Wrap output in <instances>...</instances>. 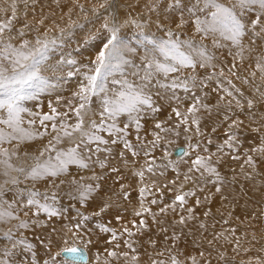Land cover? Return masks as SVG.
Returning a JSON list of instances; mask_svg holds the SVG:
<instances>
[{"label":"snow or ice","instance_id":"obj_1","mask_svg":"<svg viewBox=\"0 0 264 264\" xmlns=\"http://www.w3.org/2000/svg\"><path fill=\"white\" fill-rule=\"evenodd\" d=\"M23 2L27 8V0ZM144 6L149 12L163 8L176 27L168 28L163 39H149L148 35H144L143 39L138 40V44L145 49L143 55L139 54L138 47L122 39V30L126 26H135L138 32L143 33L144 23L130 17L122 19L116 11L115 0H73V7L66 14L64 26L53 24L43 31L27 23L22 28L16 27L17 0H11L8 9H0V12L9 13L0 18V178H3L0 181V222L15 219L18 228H28L30 218L22 220L16 214L18 208L25 207L29 211L35 209L33 215L37 217L45 213L48 218H63L67 209L56 206L59 200L57 192L61 185L69 186L72 200L89 204L104 191L105 179L109 174L119 179L121 169L127 168L135 169L133 175L140 185V208L134 215L140 218V227L145 228L147 225L143 215L152 212L151 207L145 206V200L153 195L152 188L161 194L162 188L168 191L175 188L172 204L159 208V212L165 213L169 207L175 211L176 206L185 207L188 197H195L196 189L203 190L201 184L215 185L216 181L222 179L218 166L224 155H229L235 161L241 159L239 154L224 153L223 149L227 147L236 152L239 144L234 129L239 128L243 121L232 119L233 107L244 113L254 109V100L249 99L241 104L237 95L243 98V92L233 84L232 79L225 76L223 69L216 73L213 64L215 53L211 49H228L231 55L230 49L235 46L240 50L238 54H242L245 39H264V0H165L164 5H160L159 0H147ZM76 9L84 14V20L101 22L100 28L96 30L101 35L92 33L85 38L99 40L92 45L95 49L92 59L83 64L76 59L61 56L53 62L51 57L55 52L62 50L77 35L78 30L85 28L79 19H72ZM60 19L64 20V16ZM39 24L43 25L44 20L41 19ZM185 32L192 35L185 38ZM29 33L34 34L30 36ZM209 41L211 48L207 43ZM64 66H68L67 71ZM208 67H212V75L216 77L215 91L222 93L218 95L216 105L222 117L220 124L231 121L224 129L227 138L217 146L216 152H210L207 147L201 148V140L205 138L201 130V110L211 114L212 109L203 102L204 97L194 95L197 89L205 88L206 84L190 71L195 68L207 70ZM235 67L236 64L232 63L229 68L233 77L236 76L232 71ZM255 67L264 81V57L257 60ZM49 71L54 75L68 77L79 75L82 79L72 99L67 102L66 111L61 112L53 107L50 113H29L22 102L34 98L32 92L47 84L44 73ZM250 75L255 78L256 72ZM248 82L245 78L244 83ZM180 90L191 96V103L183 112L179 108L182 101L178 95ZM256 91L264 99V92L260 91L259 86ZM164 99L177 104L172 112L179 121L174 127L156 121L152 139L149 140L146 135H142L146 118L149 114L154 116L161 111L162 105L159 102ZM221 101L223 112L219 111ZM25 113L37 117L39 126H36L37 119L25 121ZM250 115L255 116L256 113L253 111ZM181 126L188 141L194 137L200 138L189 143L180 153L181 160L187 164L184 172L179 171V164L168 159L170 153L163 147L165 136L173 132L180 135L176 129ZM211 131L217 132V127ZM45 137L50 138L38 153L18 154L20 145ZM211 143L212 140L207 139V144ZM158 150L161 152L160 157L154 155ZM251 152L264 157V140L253 147ZM217 153L221 155L217 157ZM141 159L143 163H139ZM261 163L264 160L247 155L240 166L255 168ZM97 167L102 170L100 173H97ZM169 168L175 176L167 184H157L156 179H152L151 186L146 183L149 176L164 177ZM84 170L91 171V176H80ZM37 182H45L56 191L41 192L36 187ZM188 184L192 185V189L185 191ZM120 189L119 192L110 189L108 200H101L98 211L92 215L99 217L106 213L112 207L113 196L128 200V189L122 183ZM216 191L219 192L220 187H216ZM148 203L156 205L158 200L152 198ZM199 203L197 198L196 204ZM187 211L191 213L193 209L188 208ZM77 215L80 220L67 230L53 228V232L60 234L63 246L54 255L49 251V258L44 264H58V259L59 264H84L88 259L86 248L93 241L84 240V235L92 234L86 224L90 216L79 211ZM115 219L120 220L121 217L117 215ZM131 223L135 225L136 221ZM179 223H185L184 216L179 217ZM33 224L39 226L37 221H33ZM96 228L110 234L107 243L113 244L118 240L117 231L108 224L98 223ZM124 233L133 235L128 227L123 228L121 235ZM2 235L12 243L11 249H4L0 264H15L11 257L18 245H26L28 249L33 247L26 238L15 239L11 229ZM124 244L127 250H122L119 242L113 244L111 249L103 250L106 254L105 264H111L109 258H123L125 264H139L137 249L127 241ZM191 259L192 264H196V258ZM152 264L164 262L154 260ZM171 264L179 262L173 257Z\"/></svg>","mask_w":264,"mask_h":264},{"label":"bare ground","instance_id":"obj_2","mask_svg":"<svg viewBox=\"0 0 264 264\" xmlns=\"http://www.w3.org/2000/svg\"><path fill=\"white\" fill-rule=\"evenodd\" d=\"M115 2L117 4L116 0H115ZM10 5H11V0H0V9H8L10 7ZM51 10H52V8L50 7V11L48 12V0H27V8H25L23 0H17V20H18V22L16 23V27L22 28L23 24L27 23L30 25V27L39 28L41 30V25L39 24V21L41 19H43L44 24L45 23L50 24L49 15L51 13ZM69 10H70V8L64 7L62 13H68ZM55 14L56 15L53 14L55 16L54 17L55 20H54L53 24H64V20L60 19L62 15L61 14L59 15L58 13H55ZM7 15H9L8 12H0V18L6 17ZM65 16H67V15H65ZM72 16H76V13L73 12ZM128 17L133 18V16H128ZM134 19L137 20V18H134ZM50 26H52V25H50ZM150 30H151V28H150ZM129 32H131V31H129ZM146 32H148V31L146 30ZM149 32L152 33V31H149ZM33 34L34 33H29L30 36ZM129 34L131 35V33H129ZM129 34L127 33L128 36H130ZM137 34H140V33H137ZM145 34L149 35L152 39H163L162 37H159L157 34H154V33L153 34H148V33L141 34L142 39H143V36ZM126 37L127 36L125 35V38H123V39H126ZM136 37H138V35ZM126 40L130 44H132L133 46H136L139 48L138 41L135 40L134 41L135 44H134L133 38L128 37V39H126ZM247 42L248 41H244L243 45L246 46ZM263 42H264V39H263ZM140 46L143 48V45H140ZM249 47H255V48L251 49ZM258 49H261V50H258ZM262 49H264V48H262V47L260 48L259 45L247 46V47H244L242 54H238L240 52V50L238 48H236L235 46H232V48L230 49L231 53H232L231 55H229V52L226 53L227 51L225 52L224 50H217L215 53L214 60H213V64L216 66L215 71H216V73H219V71L221 69H223L225 76L232 79L233 84L237 88H239L241 90V92L252 97L253 92H254V90H253L254 85L252 84V82H254L253 80H255V79L252 78L253 80H249L251 82H248V83H244V81H242V77H241L242 72L245 73L246 70L243 71V70H241V68H245V67H247V65L242 64L241 61L242 62H253V61H257L261 57H264V50H262ZM255 50H256V53L260 52L261 55L259 56V55L255 54L254 53ZM144 51H145V49H144ZM143 53H144L143 51L142 52H141V50L139 51L140 55H143ZM219 56L224 58L225 63H227L228 65H225V66H222L220 64L217 65L215 63V58L219 57ZM233 57H235V60H233ZM253 59H255V60H253ZM232 63L236 64V67L234 69H232V71H234L236 73L235 77L231 76V72L229 71V68H231ZM190 71L193 74H195V76L197 77L198 80L204 81V83L206 84L205 88L197 89L194 92V95H195V93H198V94L200 93L203 97V95L205 96V94H207V98L204 99L203 102L208 104L212 109L211 114H208L204 110H201V116H202L201 130L205 131L208 129H212L213 127H217V128L221 127L223 125V124H220V120L222 119V117L218 114L216 105H217L218 95H220L222 93L218 94L215 91V89L217 88V85L215 83L216 77L212 75V73H213L212 67H208L207 70H205L204 68H195V69H190ZM240 73H241V75H239ZM64 76L65 75H61V74H55V75L53 74L52 75L50 73L49 76L47 77V81H48L47 84H44L45 87L44 88L40 87V88L34 90L32 92V95L34 98L24 100L22 102L23 107L28 109L29 113L36 114L42 108L46 107L47 103L45 102V100H47L51 97H55L58 100L57 101L52 100L51 105H54L55 102L56 103L60 102L62 97H66V94L68 93V91L70 92V90L75 89V88H72V87H74L72 80L73 79L80 80L79 79L80 76L77 75V76H74V78H70L67 80L62 79L61 81H57V79L63 78ZM221 79H223V78H221ZM52 83L55 84V86L53 87L54 89H52V85H53ZM56 83L61 84L62 88H58ZM225 84H226V81H225ZM69 85H71L72 87L70 88ZM46 88H48V89H46ZM73 93H74V91H73ZM255 94H259V93H255ZM68 95H70V94H68ZM178 95H180L182 97V101H181L179 108H180V111L183 112L185 110V108L187 107V105L191 103V96L184 93L182 90H180L178 92ZM237 99H240L241 104L245 103L244 102L245 101L244 95H243V98H241L237 95ZM166 101L169 103V105L165 104ZM159 103L162 105L161 111L159 113L155 114L153 117H155V118L159 117V119H160V117H162V119H160L158 121L164 122V126L174 127L177 123L174 124L173 120L174 119L177 120V117L172 112V108L177 107V104L174 101H169L167 99L161 100ZM254 104L256 105V102H254ZM254 108H256V107H254ZM66 110H67V107H66ZM219 111L223 112V101L220 102ZM232 111L234 113V115L232 116V119H236L235 116H237L238 114L240 115V113H241V111L236 109L235 107H233ZM48 112H51V110L48 109ZM29 113L24 114L25 121H27L29 119H37L38 120L37 117H35L34 115H30ZM150 115L151 114H149V116ZM149 116L147 118H151ZM149 120L152 122L151 119H147V121H149ZM151 122H149V123H151ZM155 122H153V123H155ZM226 123L227 124L231 123V121H228ZM227 124H225V125H227ZM151 127H153V126L151 125ZM146 128H148V125L146 126ZM243 128H245V127H243ZM243 128L241 127V129H243ZM176 131H178L180 133V135L186 136L185 133L183 132V126H181V128H178V130H176ZM251 133H253V132H251ZM248 134H250V132ZM142 135H143V131H142ZM161 135H164V134L162 133ZM180 135H178V136L177 135H169V134L166 135L164 144L168 145V144H172V143L182 142V140H184V139ZM149 137L152 138V136H149L147 134L146 138L150 140ZM49 138L50 137H45L42 139H37L35 141L26 142L25 144L20 145V147L17 149L18 154L19 155L21 154V156H22L23 153H25V152L38 153V151L47 143V140ZM251 138H254V137H251ZM251 138H249V139H251ZM255 140H256V138H255ZM242 143H244V141ZM241 145H243V144H241ZM5 146L10 147V148L13 147V145H5ZM247 146H249V145H247ZM255 146H257V145H255ZM250 147H252V146H250ZM202 148H204V147H202ZM172 149H173V147L171 148V156L175 157V158H179L180 155L179 156H173L172 155ZM244 149H246V147L242 148L241 150H244ZM197 151H199V150H197ZM238 151H240V150H238ZM223 152L226 153L225 151H223ZM228 152H230V151H228ZM154 155H156L157 157H160L161 152L158 150L156 153H154ZM245 158H246V156H242L239 161H235V160L230 159L229 155H226V156L224 155L223 160L221 162L222 164H220L218 166V170L220 171L222 179L220 181H216L215 185H213L212 183L202 184L200 186L201 188H203L202 191L197 189V190H199V192H198L199 198H202L204 200L206 199L207 202H209V199H210L211 202L209 203V205H212V206L215 205L219 208V210H221L222 214L217 216V218L213 217L214 216L213 214L212 215H205V213L198 212L199 209L196 212H195V210H193L192 212L194 214H191L192 212L190 213L187 211L188 205L185 206L183 209H180V207L176 206L175 209L178 210V212H174L172 210V208L169 207L165 213H160L159 208L166 207V206H169L172 204V202L174 200V195H175V188L173 189V191L167 192L166 201H163L161 193L155 192V188H152L153 195L148 196L147 200H145V206L151 207V209H152L151 214L145 213L143 215V219L146 221V225H147V227H145V228L140 227V225H139V219L140 218L136 217L134 215V212L138 211L140 208V204H139L140 197H139V193H138V188L140 185L137 182V178L133 175V172L135 171V169L122 168L119 179H117V177L115 175L109 174L105 179L104 191L101 192L100 195L96 197V200L89 203V204H82L80 208H79V206H78V208L76 207V209H79L81 212L84 211L86 213V215L90 216V220L87 221L86 224H87V227L92 231V234L91 235L85 234L84 237L95 242L96 249L99 251V259L100 260L103 258V260L105 261L106 256L104 257V254H105L104 251H100V249H98L96 240L98 238L99 239L105 238L106 239V241L104 242V244H106L105 248H107L108 245L113 247V244L119 242L121 245V249L127 250L124 242L127 241L128 243H132L133 246H135L139 251L138 252L139 253V264H152V262L154 260L157 262L163 261L164 264H167L169 262V260L163 257V255L161 254V251H170L171 250L176 255L180 252V249H181L182 245L185 244L186 240L191 241V242H193V241H198V242L200 241L201 242L203 240V241H206V244L208 243L209 246L213 245L212 243H222L226 240H229V238L226 235H222L224 232H222V230H219L215 225L213 228L208 227L207 225L210 223L216 224L218 222H221L222 219H224V222H227V223H226V225L223 226V229H226V230L231 229L230 228L231 226H233L232 228L234 229L236 226L241 225V226L246 228V230L245 229L244 230L247 231V233H249L250 231H253L251 226H254L258 223L260 226H264V217H262V214L264 213V208L252 207L249 200H248L249 197L255 196V197L259 198V203L264 205V179L259 178V176H264V166H261V164H260V165H257L255 168H251V167L245 165V167L247 169H244V167H241L240 165L243 164V161ZM254 158H256V157L254 156ZM128 159L131 160V157L129 156ZM29 162H31V161H29ZM182 162H183V160H182ZM113 163H116V162L114 161ZM139 163H143V160L141 159L139 161ZM183 164L184 163H180V166L182 165L181 166L182 169L187 167L186 164L185 165H183ZM247 170L251 171L250 172L251 174ZM73 171H75L74 168H73ZM96 171H97V173H100L102 170L97 167ZM104 171H106V170H104ZM91 174L92 173L89 170H84V171L80 172V176H83L85 178L91 176ZM152 179H156L157 184H161V185L167 184L168 181L170 180L169 177H151V176H149L146 179V183H148L150 186H151ZM87 182L94 183L92 181H87ZM37 183L38 184H45V182H37ZM57 183H59V181H57ZM121 183L124 185L125 188L128 189V191L130 193L129 199L125 201V200L117 199L115 196H113L112 201H111L112 207L107 211L108 213H102L101 216H99V217L92 215L94 212L98 211V207L100 205L101 200H108V196L110 195V192H109L110 189L113 191H116V192L121 191V189H120ZM169 187H172V186L169 185ZM185 187H189V189H192L191 184H188ZM216 187H220L219 192L222 194L223 199L219 198L217 200V199H213V197L212 198L209 197L210 193H213V194L219 193L216 191ZM51 189H53V188H51ZM60 189L62 191H64L66 193V195L60 196L61 198H59L58 201H59L60 205H62L63 207H67L66 204L68 205V203H70V198H71L69 195L70 188L66 184L65 186H60ZM162 189H164V188H162ZM165 190H167V189H165ZM39 191H40V189H39ZM44 191L45 190L42 189L41 192H44ZM164 193H166V192H164ZM93 195H95V193ZM58 197H59V194H58ZM152 198H156L158 200V203L156 205H151L148 203V200H150ZM221 200H223V201H221ZM64 203H66V204H64ZM77 205H80V203L77 202ZM194 206L198 207L197 204H194ZM90 207H91V209H89ZM114 209L116 211V214L112 213V211ZM203 209H204L203 211H205V207ZM18 210H21V211H24L25 213H27V216H23V214H25V213H18L17 215H19L20 219L24 220L29 216V218H30L29 222L31 220L37 221L39 223V226L33 225L31 227V231L27 228L21 229L24 232H19V230L16 229L17 228L16 224H15V226L12 225L10 227L11 230L13 231L14 237L17 236L19 233H21V234L25 235L27 237V241H31V244L33 245V247L31 249H28L26 245H18L17 248L14 249L15 254H14V256L11 257V259L15 262V264H44V261L48 260V258H49V251H50V249L52 250L51 247H53V245H58V243L62 242L61 236L57 232L52 231L53 228L58 229V230L61 229V225L58 222L60 217L48 218L46 216L45 218H42L43 213H41V215L39 214V216L37 217V216L33 215V212L29 211L27 207H25L23 209L18 208ZM249 211L251 212V214L249 213ZM18 212H20V211H18ZM196 214H197V216L195 217ZM117 215H119L121 217L120 220L115 219V217ZM226 215H228L229 217L228 216L227 217L230 219H226L224 217ZM69 216H73V214L69 213ZM180 216L185 217V223L184 224L179 223V217ZM190 216L192 217L191 219H189ZM230 216H234L235 219H232ZM153 217H155V218H153ZM66 220L68 222V228L72 227V224L75 223L74 221H72L70 219V217H67ZM133 220L136 221L135 225H133L131 223V221H133ZM9 221L17 222L15 219H12ZM76 221H78V220H76ZM231 221H234L233 223H235V224L233 225ZM251 221L253 222V224H251ZM98 223H106L109 226L114 227L117 231L118 240L114 241L113 244H109V243H107V241L110 239V234L107 235L105 233L93 232V229H96V225ZM201 225H203V227H201ZM7 227H9V223H7V221L6 222H0V258H2V255H3L5 248L11 249V243L12 242L7 240L6 238L3 239L4 236L1 233V231L4 233ZM124 227H128L132 232H134V235H131V236L128 235L127 238L125 237V235H127V233H124L121 235ZM165 229H166V231H165ZM254 231H255V229H254ZM182 232H183V234H182ZM227 232H229V230ZM34 235L37 236L38 238H40L41 240L34 239ZM214 237H215V239H214ZM136 238H137V240H136ZM18 239H20V238H18ZM47 239H48V241H51V244H49ZM209 241H212V243L210 244ZM232 241L235 242L234 239ZM137 245H138V247H137ZM242 245H243V243H242ZM110 246H109V248L111 249ZM213 246H215V248L219 249V247H221V244L219 246H217L216 244ZM23 247H24L25 252L21 253V250L23 249ZM86 254H89V253L86 252ZM171 255H173V254H171ZM109 259L111 260V264L114 261H117L121 264H125V261L123 260V258H121L120 260H116L114 258H109ZM207 259H209V258H207ZM87 260L84 263H86ZM100 260H98V262ZM210 262H212V261H210Z\"/></svg>","mask_w":264,"mask_h":264},{"label":"rangeland","instance_id":"obj_3","mask_svg":"<svg viewBox=\"0 0 264 264\" xmlns=\"http://www.w3.org/2000/svg\"><path fill=\"white\" fill-rule=\"evenodd\" d=\"M116 1H117L116 11H117L118 15L122 19L125 18V17H128V16H133V18H137L138 22H142V23H144V25L146 24L145 27H144L143 33L138 32L137 29L135 28V26H126L122 30L123 31L122 39L125 38V35H126L127 36L126 39H128V37L129 38H133L134 39L133 43L135 44L134 41L135 40L138 41V40L142 39L141 38V34H144V33H148V34H153L154 33V34H157L159 37L164 38V35H166V32H167L168 28H175L176 27L175 24L171 23V21L169 20L168 16L165 14V11L163 10V8L158 9L156 12H149L147 10V8H145V6H144L145 3L147 2V0H116ZM82 2H84V0H82ZM92 2H96V0H92ZM159 3H160V5H164L165 0H162V1L159 0ZM50 7L52 8L51 13L49 15L50 24L45 23V24L41 25V31H43L45 27H51L50 25H53V22L55 20L54 19V17H55L54 15H56L55 13H58L59 15L61 14L62 16H64L65 17L64 18V22H65L67 20V16H65L67 13H62L63 9H64V7L72 9L73 0H48V12L50 11ZM74 13H76V16H72V19H74V20L75 19H79L82 23L85 24V28L83 30H78L77 35H75L70 40V42L64 46V48L62 50H57L55 52L54 56L51 57L53 62L56 59L60 58L61 56H67L69 58L76 59L78 61V63H83V64H87L88 61L90 59H92V54L95 52V49L92 47V45L98 43L99 40H97V39H87L86 40L85 38L89 34H92V33H95L96 36H100L101 34L99 32H97L96 30L100 28V23L101 22L100 21H96V20H93L92 22L84 20V14L83 13H79L78 9L74 10ZM89 15H90V13H89ZM60 25L64 26V24H60ZM150 28H151V30H150ZM146 30L148 32H146ZM129 31H131V32H129ZM149 31H152V33H150ZM127 33L128 34L131 33V35L129 34L130 36H128ZM137 33H140V34H137ZM136 34L138 35V37H136L137 36ZM188 35H192V33H190V32H185L184 33V37L185 38ZM149 39H152V38L149 36ZM244 41H248L246 43V46H244V47L259 45L260 48L261 47L264 48V42H263L262 38L251 37L250 39H245ZM207 43H208L209 48H211L210 41L207 42ZM138 45H139V50H141V52L142 51L144 52V48H142L140 46V44H138ZM249 48L253 49L255 47H249ZM211 50L214 53H216V51H217V49H214V48H212ZM221 50H224L225 52L227 51L226 53L229 52L228 49H221ZM256 50L254 51V53L260 56L261 55L260 52L256 53ZM258 50H261V49H258ZM262 50H264V49H262ZM253 60H255V59H253ZM256 62L257 61H253V62H242L241 61V63L244 64V65H247V67L241 68V70H243V71L246 70V71H245V73L242 72V75H241V73L239 74L242 77V81H244L245 78L248 79V81H249V80H253L252 79L253 77L249 73L256 72V76L254 78L255 80H253L254 82H252V84L254 85L253 86V90H254L253 96L254 97L253 96L252 97L248 96L245 93H243L244 94V99H245L244 102H246V100L252 99V100H254V102H256V105H255L256 108H254V109H252L250 111L246 110L244 113H240V115L238 114L237 116H235L236 119L238 118L239 120L243 121V124H242L243 126L241 125L239 128L234 129V131L236 132V135L238 137V140H239V144H238V146H236V149H238L240 151L236 150V152H233L231 149H228L227 147H225L223 151H225L226 153H230L231 155L239 154V155H241L240 157L247 156L249 154V155L255 156L258 159L264 160V157H258V155L256 153L251 152V149L253 147H256L255 145H257V146L260 145L261 141L264 140V99H262L260 97V93L256 91V87L259 86L260 91L264 92V81L261 80V75L262 74L255 67ZM215 63L217 65L220 64L222 66L228 65L227 63H225L224 58H222L220 56L215 58ZM64 67H65V71H67L68 70V66H64ZM50 73H51L50 71L44 73L46 78L49 76ZM70 78H74V76L68 77V76L65 75L63 78L57 79V81H61L62 79L63 80H67V79H70ZM79 79L80 80H77V79H73L72 80L74 87H72L71 85H69V86H70V88L72 87V88H75V89L74 90L73 89L70 90V92L68 91V93L66 94V97H62L61 101L59 100L60 102H58V103L55 102L54 105H51L52 100L53 101H57L58 100L55 97H51V98L45 100V102L47 103L46 107L42 108L36 114H41L42 115L44 113H50V112H48V109L51 110V108H53V107L56 108L58 111H61V112L66 111L67 101H70L72 99L73 91L75 92L77 90L78 84L81 81L82 77L80 76ZM249 82H251V81H249ZM52 84H51L52 85V89H54L53 87L55 86V84L54 83H52ZM44 87H45V85H43V87H41V88H44ZM57 87L58 88H62V85L61 84H57ZM46 89H48V88H46ZM255 93H259V94H255ZM68 94H70V95H68ZM195 95L202 97V95L200 93L199 94L195 93ZM203 97H204V99H206L207 98V94H205V96L203 95ZM165 104L169 105V103L167 101H166ZM253 111L256 113L255 116H251L250 115V113L253 112ZM149 117H151V118H147V119H151L152 122L150 120L147 121V123L145 125V130H143V135H146V136H147V134L149 136H152L151 135L152 134L151 131H153V127H151V125L153 126V124H154L153 122L162 119V117H160V119H159V117L155 118V117H153V115H150ZM173 121H174V124H176V123H178L179 118H177V120L174 119ZM149 122H151V123H149ZM225 124H227V123H225ZM225 124H223L221 127H218L217 128V132H215V133H213L211 131L212 129H208V130L203 131L205 133V138L201 140V148L202 147H207L210 152H214V151L216 152L217 146L222 144L223 140L227 138L226 135H224L225 133H223L224 129L227 127V125H225ZM147 125H148V128H146ZM36 126H39V119L37 120V125ZM241 127L242 128L245 127V128L241 129ZM176 130H178V129H176ZM246 131L248 133L250 132V134H248ZM251 132H253V133H251ZM168 134L169 135H176L175 132L168 133ZM180 136L183 137V139H184V140H182V142H180V143H172V144H168V145L167 144L166 145L163 144V147L167 150L168 153H170V156L168 157V159H171V160L175 161L177 164H179V171L180 172H184V171H186L187 167H185L184 169L181 168L182 165L180 166V163H184V162H182L180 157L179 158H175V157L171 156V148L172 147L174 148L176 146L187 147L189 143H194L197 139H200V138L194 137L192 141H188L186 139V136H183V135H180ZM251 137H254V138H251ZM149 138L152 139L151 137H149ZM249 138H251V139H249ZM255 138H256V140H255ZM207 139H211L212 140V143L210 145L207 144ZM243 141H244V143H242ZM241 144H243V145H241ZM247 145H249V146H247ZM250 146H252V147H250ZM244 147H246V149H244L245 151L241 150ZM228 151H230V152H228ZM31 153H34V152H31ZM220 155H221V153H217V157L220 156ZM20 156H21V154H20ZM183 159L187 160V157H184ZM214 159H216V157H214ZM183 165H185V163ZM258 165H260V164H258ZM261 166H264V163H261ZM244 169H247V168L244 166ZM247 171L249 173L251 172L249 170H247ZM174 176H175V173L173 172L172 169L169 168L167 173H165L164 177H169L170 180H171V179L174 178ZM259 178L260 179H264V176H259ZM2 179L3 178H0V181H2ZM65 185L66 184L61 185V186H65ZM36 187L38 189H40V191H42V189H44L45 191L47 190L49 192L56 191V189H51V186L46 184V183L45 184H38L37 183ZM164 190L165 189H161L162 193L164 194V195L162 194V198H163V201H166V195H167L168 190H165V191ZM184 190L187 191V190H190V189H189V187H185ZM195 191H196L195 197H188L187 198V203H186L185 206L188 205V208H192L193 210H195V212L199 209L198 212L207 213V215H212L213 214L214 215L213 217H216V218H217V216L222 214L221 210H219V208L217 206L209 205V203L211 202L210 199H209V202H207L206 199L204 200L202 198H199L198 197L199 190L196 189ZM164 192H166V193H164ZM58 194H59V198H61L60 196H65L66 195V193L64 191H62L61 189H59V191L57 192V195ZM209 197H211V198L213 197V199H217V200L219 198L223 199V196H222V194L220 192L218 194L210 193ZM197 198L199 199L200 203L198 204V207H195L194 204H196V199ZM248 200H249V202H250L252 207L264 208V205L259 203V198L255 197V196H251V197H249ZM221 201H223V200H221ZM201 202L202 203L204 202V203L202 204ZM64 204H66V203H64ZM81 205L82 204L77 205L76 200H72L71 198H70V203H68V205L66 204L67 207H63L62 205H60L59 201L57 202V205H56L57 207H63L65 209H67L64 217L60 218L59 221H58L60 223V225H61V228L67 230V228H68V222L66 220L67 217H70V219L72 221H74V222H77L76 220L80 219V216L77 215V211H79V212H81V211L79 209H76V207L78 208V206H79V208H80ZM204 207H205V211H203ZM89 209H91V207ZM180 209H183V208H180ZM18 211H20V212H18ZM34 211H35V209H32V212H34ZM174 212H178V210L175 209ZM18 213H25V212L21 211V210H17L16 214H18ZM69 213H72L73 216H69ZM81 213L86 215V213L84 211L81 212ZM106 213H108V212H106ZM112 213L116 214L115 209L112 211ZM249 213L251 214L250 211H249ZM191 214H194V213L192 212ZM40 215H41V213H40ZM23 216H25V214H23ZM46 216L47 215L45 213H43V217L42 218H45ZM196 216H197V214L195 215V217ZM227 216L228 215H226L224 217L226 219H230V218H228L229 216L228 217ZM230 217L232 219H235L234 216H230ZM262 217H264V213L262 214ZM26 219H29V216ZM231 222H232L233 225L235 224V223H233L234 221H231ZM7 223H9V227L6 228L5 232L8 231L9 229H11L10 227L12 225L15 226V224H16V227H17L16 229H18L19 232H24L20 228H18V222L7 221ZM226 223L227 222H224V219H222L221 222H218L216 224L215 223L214 224L210 223V224L207 225L208 227H211V228H213L214 225H215L219 230H222V232H224L222 235H226L229 238V240H226V241H224L222 243H212L213 245L216 244L217 246H219L221 244V247H219V249L215 248V246H213V245L209 246V244L208 243L206 244V241H203V240L201 242L200 241L199 242L198 241L191 242V241H187L186 240L185 244L182 245V247L180 249V252L179 253L177 252L178 254L175 255L174 252L171 251V250L170 251H161V254L163 255L164 258L169 260V262L167 264H171V261H172L173 257L179 262V264H192V259H191L192 257L196 258V264H264V226H260L259 223L254 225V226H251L253 231L255 229V231H254L255 233L253 231H250L249 233H247V231H245L246 228L241 226V225L236 226L234 229L232 228L233 226H231L230 227L231 229H228L229 232H230L229 233V232H227L228 230L223 229V226L226 225ZM251 224H253L252 221H251ZM29 225L30 226L27 229H29L31 231V227L33 225H35V224H33V221L31 220L29 222ZM112 228H114V227H112ZM233 230H235V231L233 232ZM93 232L102 233L97 228L93 229ZM1 233L3 234L2 231H1ZM132 233L134 235V232H132ZM105 234H107V233H105ZM182 234H183V232H182ZM125 237L127 238L128 234L125 235ZM14 238L15 239L26 238V240H27V237L25 235L21 234V233H19ZM3 239H5V238H3ZM34 239L41 240L40 238H38L35 235H34ZM231 239L232 240L234 239L235 242H233ZM84 240H88V238L84 237ZM136 240H137V238H136ZM47 241H48V239H47ZM105 241H106L105 238H102V239L98 238L96 240L97 247H98V249H100V251H103L105 249V245H106V244H104ZM28 242L31 243V241H28ZM242 243H243V245H242ZM61 246H63L62 242L58 243V245H53V247H51L52 250L50 249L51 254L54 255L59 250V248ZM109 246L110 245H108V247L107 246L106 247L109 248ZM137 247H138V245H137ZM137 251H138V249H137ZM24 252H25V250H24V247H23V249L21 250V253H24ZM86 252L89 253V254H87L88 255V260L84 264H105V261L103 260V258L101 260L100 259H96L97 256L99 255V251L96 249V244H95L94 241H93V243L91 245H89L86 248ZM201 252L203 253V255H200ZM171 254H173V255H171ZM221 254H223V256ZM105 256H106V254H104V257ZM207 258H209V259H207ZM98 260H100V261L98 262ZM210 261H212V262H210ZM58 264H59V259H58ZM112 264H121V263H119L117 261H114Z\"/></svg>","mask_w":264,"mask_h":264},{"label":"water","instance_id":"obj_4","mask_svg":"<svg viewBox=\"0 0 264 264\" xmlns=\"http://www.w3.org/2000/svg\"><path fill=\"white\" fill-rule=\"evenodd\" d=\"M182 151H183L182 146H176L172 149V155L173 156H179Z\"/></svg>","mask_w":264,"mask_h":264}]
</instances>
